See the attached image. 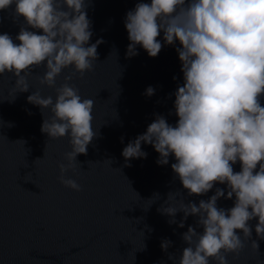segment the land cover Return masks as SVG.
Returning <instances> with one entry per match:
<instances>
[{"label": "clouds", "instance_id": "9594fccd", "mask_svg": "<svg viewBox=\"0 0 264 264\" xmlns=\"http://www.w3.org/2000/svg\"><path fill=\"white\" fill-rule=\"evenodd\" d=\"M13 4L14 18L22 16L26 25L41 29L43 34L21 26L15 38L18 44L8 33L0 34V74L12 73L16 92H26L27 77L44 64L46 70L38 79L54 88L55 100L33 91L27 101L40 107L45 117L43 133L53 139L68 137L71 150L64 154L67 163L58 164L57 178L66 187L80 191L81 185L65 174L75 171L77 154L86 155L87 146L98 133L92 125L94 100L82 98L79 89L68 82L77 73L82 77L93 70L97 46L103 40L89 44L93 33L85 0H0V10ZM124 25L130 41L127 57L138 55L136 45L150 57L157 56L163 47L157 39L161 30L165 44L178 41L176 51L184 83L175 92V126L155 114L146 131L123 148L122 156L126 162L145 158L141 142L151 144L159 154L158 165H167L173 155L176 162L171 168L189 195L205 194L216 182H226L227 192L216 188L198 204L176 200L170 192L167 206L158 210L172 217L170 224L177 223L175 214L182 212L179 227H184L189 215L195 216L196 227L203 229L198 232L189 226L182 234L187 247L178 264H210V259L228 264L226 254L238 256L251 237L248 222L253 218H257V237L264 239V0L139 2L126 12ZM69 66L73 70L56 87L57 76ZM154 92L149 86L144 94ZM44 109L50 114L45 116ZM237 160L241 170L234 172ZM233 196L231 208L217 207L219 198ZM171 243L165 239L162 249ZM252 244L258 249L255 240ZM169 259L175 257L170 254Z\"/></svg>", "mask_w": 264, "mask_h": 264}, {"label": "water", "instance_id": "95a60500", "mask_svg": "<svg viewBox=\"0 0 264 264\" xmlns=\"http://www.w3.org/2000/svg\"><path fill=\"white\" fill-rule=\"evenodd\" d=\"M85 2L93 33L89 44L101 38L103 42L97 46L93 70L82 77L77 73L68 82L82 98L94 100L92 125L98 133L87 146V154H77L75 171L65 174L81 185L80 191L57 178L58 164L67 163L64 154L71 150L68 137L53 139L43 133L45 117L38 105L27 101L33 91L55 100L54 88L38 79L46 70L44 64L27 77L26 92H16L12 73L0 74V264H178L187 247L182 234L189 226L196 227L198 218L189 215L184 227H179L182 212L175 214L177 223L170 224L172 217L158 209L167 206L170 192L176 200L198 204L216 188L227 192V184L216 182L205 194L189 195L171 168L176 162L173 155L167 165H158L159 154L151 144L141 142L147 156L126 162L122 150L146 131L155 114L175 126V92L184 83L176 51L179 42L165 44L161 30L157 39L163 47L157 56L150 57L136 45L138 55L127 57L126 12L136 3L151 0ZM14 8L13 4L0 10V34L8 33L17 44L21 26L43 34L26 25L22 16L14 18ZM72 70L71 66L62 70L56 87ZM149 86L155 89L151 96L144 94ZM43 111L45 116L50 114ZM240 170L237 160L233 171ZM234 201L235 196L221 197L217 207L229 209ZM248 223L252 235L238 256L226 254L228 264H264V239L255 233L257 218ZM236 232L243 238L241 230ZM165 239L172 242L166 250L161 247ZM170 254L175 260L169 259ZM210 264L217 262L210 259Z\"/></svg>", "mask_w": 264, "mask_h": 264}]
</instances>
